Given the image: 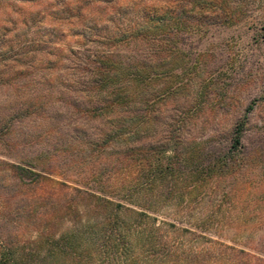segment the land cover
Returning <instances> with one entry per match:
<instances>
[{
	"label": "rangeland",
	"instance_id": "rangeland-1",
	"mask_svg": "<svg viewBox=\"0 0 264 264\" xmlns=\"http://www.w3.org/2000/svg\"><path fill=\"white\" fill-rule=\"evenodd\" d=\"M106 1L110 0H0V135L13 128L12 141L18 142L20 130H25L29 143L53 147L51 158L64 163L49 175L51 181H20L9 170L16 162L9 144L0 141V246L6 240L29 253L38 241L35 218L46 210L52 214L64 193L71 191L62 184L74 187L87 180L86 167L69 162L78 153L74 141L78 130L92 132L97 123L88 115L90 110L46 108L53 87L47 74L50 60L64 48H101L106 43L93 36L105 28L112 30V25L129 39L132 28L157 26L159 21L168 23L173 33L151 29L160 43L170 41V56L160 55L157 61H167L174 76L158 77L154 96L141 108L156 110L160 122L151 131L144 130V149L150 142L153 149L162 148L158 144L168 134L163 125L168 116L187 121L184 144L177 146L179 156L172 158L178 163L168 181L174 203L192 210L191 218L217 212L215 221L229 228L217 233L222 238L244 242L262 236L257 229L264 227V0H119L111 8ZM163 3L174 7L170 17L155 14L156 4ZM136 48L142 57L150 52L144 43ZM53 94L55 98L57 93ZM245 114L242 143L247 159L227 151L231 131ZM214 151L233 159L234 169L208 180L205 161L193 162L189 153L205 158ZM171 156L168 152L157 157L160 170ZM162 177H157L158 186L165 182ZM96 179L99 176L90 180ZM148 180L145 169L142 183ZM191 192L196 199L188 197ZM234 225L256 229L232 235ZM57 228L54 224L51 229ZM44 246L49 255L48 244Z\"/></svg>",
	"mask_w": 264,
	"mask_h": 264
},
{
	"label": "trees",
	"instance_id": "trees-1",
	"mask_svg": "<svg viewBox=\"0 0 264 264\" xmlns=\"http://www.w3.org/2000/svg\"><path fill=\"white\" fill-rule=\"evenodd\" d=\"M117 2L119 0L106 1V5L111 8ZM156 5L158 17H170L174 11L170 3ZM156 25L132 28L129 39L118 26L112 25V30L105 28L93 36L107 45L94 49L64 48L57 58L50 60L47 74L53 87L46 108L90 110L88 115L97 123L92 132L78 130L74 139L78 153L71 156L69 162L84 165L87 180L74 187L62 184L71 191L64 193L56 211L49 214L46 210L35 218L38 241L29 253L2 240L6 244L0 246V264H89L93 261L103 264H264V227L257 229L262 236L237 242L233 238H222L220 234L229 228L215 221L217 212L191 218L192 210L174 203L176 198L168 181L178 163H173L172 158L179 156L177 146L184 144L187 121L168 116L163 123L164 132L168 134L158 144L162 148L153 149L154 142H150L149 149H144V130L151 131L160 122L156 110L141 108L148 106L154 96L153 84L158 77L170 80L174 76L167 61H157L160 55L170 56V41L160 43L152 36V31L158 27L168 34L173 33V28L161 21ZM140 43L150 48L144 57L136 48ZM126 46L132 48L129 50ZM125 49L129 53H125ZM53 93H57L55 98ZM246 119L245 114L233 127L227 148L232 156L244 159L248 156L242 143ZM20 131L18 142L12 141L13 128L8 127L0 135V141L9 144L16 161L9 164L10 172L20 181H51L49 175L57 173L64 163L51 158L53 147L29 143L30 135L25 130ZM95 151H98L96 157L93 156ZM168 152L173 157H169L167 166L160 170L161 161L157 157ZM189 156L193 162L205 161L208 180H216L234 169L233 159L223 158L221 152H207L205 158L203 154L189 153ZM91 158L95 160L90 161ZM52 159L56 161L53 164ZM145 169L149 180L144 185ZM96 176L99 179L90 180ZM157 177H162L163 185L158 186ZM188 197L196 199L197 196L191 192ZM54 224L58 225V230L51 229ZM255 229L240 225L230 228L232 235L251 233ZM45 244H48L49 255L44 253Z\"/></svg>",
	"mask_w": 264,
	"mask_h": 264
}]
</instances>
